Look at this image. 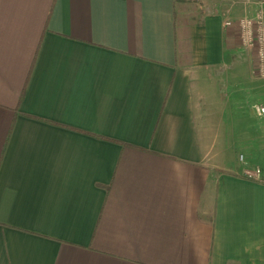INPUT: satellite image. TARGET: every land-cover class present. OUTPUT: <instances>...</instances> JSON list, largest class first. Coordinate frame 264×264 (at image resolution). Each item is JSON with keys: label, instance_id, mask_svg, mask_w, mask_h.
<instances>
[{"label": "crops", "instance_id": "crops-1", "mask_svg": "<svg viewBox=\"0 0 264 264\" xmlns=\"http://www.w3.org/2000/svg\"><path fill=\"white\" fill-rule=\"evenodd\" d=\"M255 2L0 0V264H264V183L197 105Z\"/></svg>", "mask_w": 264, "mask_h": 264}, {"label": "rangeland", "instance_id": "rangeland-1", "mask_svg": "<svg viewBox=\"0 0 264 264\" xmlns=\"http://www.w3.org/2000/svg\"><path fill=\"white\" fill-rule=\"evenodd\" d=\"M253 61L243 54L232 65L201 68L197 105L205 139L214 141V152L222 151L238 162L242 153L264 168L263 120L252 110L253 103L264 99V79L255 73Z\"/></svg>", "mask_w": 264, "mask_h": 264}, {"label": "built area", "instance_id": "built-area-1", "mask_svg": "<svg viewBox=\"0 0 264 264\" xmlns=\"http://www.w3.org/2000/svg\"><path fill=\"white\" fill-rule=\"evenodd\" d=\"M256 8L252 14L243 15L237 19L240 30L241 45L248 51L255 53V73L264 79V0H256ZM234 20L226 18L225 25L231 26ZM252 110L255 115L261 118L264 128V99L253 103ZM242 164L240 175L248 179L264 183V168L260 164H251L244 154L239 155Z\"/></svg>", "mask_w": 264, "mask_h": 264}]
</instances>
